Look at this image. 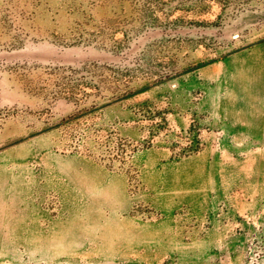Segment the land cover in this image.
<instances>
[{"label": "rangeland", "instance_id": "1", "mask_svg": "<svg viewBox=\"0 0 264 264\" xmlns=\"http://www.w3.org/2000/svg\"><path fill=\"white\" fill-rule=\"evenodd\" d=\"M0 264H264V0H0Z\"/></svg>", "mask_w": 264, "mask_h": 264}]
</instances>
